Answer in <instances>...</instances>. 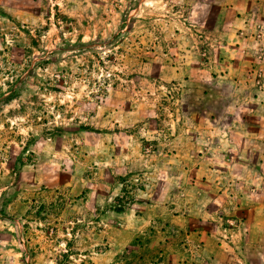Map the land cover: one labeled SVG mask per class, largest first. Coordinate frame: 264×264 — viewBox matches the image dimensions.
Segmentation results:
<instances>
[{
    "label": "rangeland",
    "instance_id": "rangeland-1",
    "mask_svg": "<svg viewBox=\"0 0 264 264\" xmlns=\"http://www.w3.org/2000/svg\"><path fill=\"white\" fill-rule=\"evenodd\" d=\"M255 8L0 0V264H264Z\"/></svg>",
    "mask_w": 264,
    "mask_h": 264
},
{
    "label": "crops",
    "instance_id": "crops-1",
    "mask_svg": "<svg viewBox=\"0 0 264 264\" xmlns=\"http://www.w3.org/2000/svg\"><path fill=\"white\" fill-rule=\"evenodd\" d=\"M252 1L256 3V8L251 10H246L247 15H259L264 16V6L262 5L264 3V0H247Z\"/></svg>",
    "mask_w": 264,
    "mask_h": 264
}]
</instances>
